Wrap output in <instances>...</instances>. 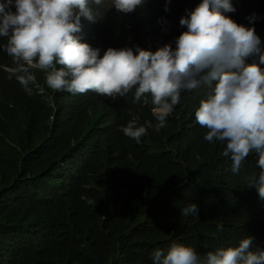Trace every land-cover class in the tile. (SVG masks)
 Listing matches in <instances>:
<instances>
[{
  "label": "trees",
  "instance_id": "16d2710c",
  "mask_svg": "<svg viewBox=\"0 0 264 264\" xmlns=\"http://www.w3.org/2000/svg\"><path fill=\"white\" fill-rule=\"evenodd\" d=\"M59 1L0 0V264H221L237 242L264 264V0H81L120 43L86 96L25 78L24 59L61 69L37 23ZM185 83L176 107L153 98ZM51 123L75 132L54 157L39 141ZM79 154L90 165L58 185L59 161Z\"/></svg>",
  "mask_w": 264,
  "mask_h": 264
},
{
  "label": "clouds",
  "instance_id": "9594fccd",
  "mask_svg": "<svg viewBox=\"0 0 264 264\" xmlns=\"http://www.w3.org/2000/svg\"><path fill=\"white\" fill-rule=\"evenodd\" d=\"M128 6L135 12L146 6V0H127ZM109 5H112L110 3ZM101 6L93 7L81 0H60L56 2L51 9L46 11L44 16L38 18V25H45L52 36H42L45 40H49L58 45V53L55 58L62 62L61 69L54 65H46L43 62L34 60L33 58L24 59L22 61L29 81H32L40 93L45 90L58 94L63 85H72L74 88H84L86 95H96L99 92L102 78L103 66L109 62H114L119 57V44L116 37L119 35L118 29L111 23L104 25L96 9ZM15 7L8 10L7 16H13ZM14 10L12 14L10 11ZM112 9H105V15H108ZM8 18H0V24L8 22ZM99 26L88 31V27L94 23ZM2 38V37H1ZM192 39L181 45V52L184 53L191 44ZM0 46L4 48V42L0 39ZM115 55H118L115 56ZM14 60H19L15 58ZM13 60V61H14ZM134 63H137L132 59ZM13 61H10L11 64ZM140 71L146 76H161L152 73H145L144 69L139 66ZM7 72L14 75L16 79H21L22 73L19 68L6 66ZM89 77H95L96 82L87 83ZM222 69L218 68L212 72L204 83L211 91L217 86L221 87ZM100 84L98 87L97 85ZM101 89L99 97L107 98L112 92L105 86ZM195 85L185 83V88H169L153 94L154 99L164 100L176 107L180 101L182 93H190ZM2 89V87H1ZM72 96V95H69ZM155 114H170L169 108L158 107L153 110ZM53 123L47 126L44 136L39 139L41 147L49 157L59 154L62 149H66L70 144H74L75 132L74 124H64L60 135L56 134L52 129ZM78 165H90V156L79 154L71 158H65L59 161L60 172L55 178H52L61 186L62 178L70 174L75 178V169ZM264 245V239H260ZM233 249V257L221 264H263V258L260 254L247 253L239 242L231 245Z\"/></svg>",
  "mask_w": 264,
  "mask_h": 264
},
{
  "label": "rangeland",
  "instance_id": "374dc122",
  "mask_svg": "<svg viewBox=\"0 0 264 264\" xmlns=\"http://www.w3.org/2000/svg\"><path fill=\"white\" fill-rule=\"evenodd\" d=\"M14 12V10L10 11L9 14H12Z\"/></svg>",
  "mask_w": 264,
  "mask_h": 264
}]
</instances>
